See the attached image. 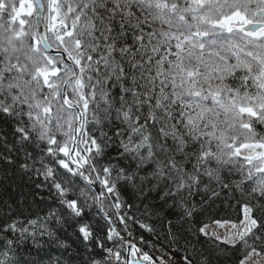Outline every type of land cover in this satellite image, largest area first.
I'll return each mask as SVG.
<instances>
[{
  "label": "clouds",
  "instance_id": "9594fccd",
  "mask_svg": "<svg viewBox=\"0 0 264 264\" xmlns=\"http://www.w3.org/2000/svg\"><path fill=\"white\" fill-rule=\"evenodd\" d=\"M42 3L0 22V264H231L200 227L241 207L264 264V0Z\"/></svg>",
  "mask_w": 264,
  "mask_h": 264
},
{
  "label": "snow or ice",
  "instance_id": "6c2138e0",
  "mask_svg": "<svg viewBox=\"0 0 264 264\" xmlns=\"http://www.w3.org/2000/svg\"><path fill=\"white\" fill-rule=\"evenodd\" d=\"M192 3L197 4L200 7L209 6L213 0H191ZM43 3L42 0H18V6L16 3L13 4V6L9 9L8 4L6 3V0H0V10H6L12 15L9 16V21L12 24V40L14 41L19 37V33H17L15 30L17 27H20L21 30L25 26V17H32L35 15L42 14L43 10ZM227 22L226 27L229 32L233 30V27H235L236 30L246 32L247 28L246 25L250 23V21L247 19L246 15H242L239 12L234 13L231 16L228 17H222L221 19L216 21V26H219L220 24ZM205 35H207L205 33ZM251 36L257 38V39H264V25L260 27V30L254 33H250ZM247 55V53L245 54ZM223 63L227 66L224 69H221L219 67L216 68L217 72L221 71H227L229 68H235L239 67L242 71L251 72V66L250 63H244V57L241 56L239 53L233 50V52L230 55H226L222 57ZM237 61V65L233 66L232 61ZM257 63H259V58H257ZM256 77L260 80H264V70H258L255 73ZM7 111V110H5ZM261 171H264L262 169ZM259 222L255 218L254 214H249L248 211L244 210V219L239 224H231L230 229L233 231L226 230V234L224 235L223 242L225 244H232L236 243L237 240L244 241L247 239L248 235L251 234L255 228L256 225ZM215 224L217 228L224 227L228 229V221L225 220L224 223H221L219 220H215ZM209 228L208 224H203L200 227L201 233H206V229ZM217 239H220V236L217 235ZM137 249L133 248V254ZM249 252H246L245 259L240 261V264H246V261L249 256ZM142 259L146 261H152V258L150 255H145L142 257Z\"/></svg>",
  "mask_w": 264,
  "mask_h": 264
},
{
  "label": "trees",
  "instance_id": "16d2710c",
  "mask_svg": "<svg viewBox=\"0 0 264 264\" xmlns=\"http://www.w3.org/2000/svg\"><path fill=\"white\" fill-rule=\"evenodd\" d=\"M6 3L8 4L9 9L13 6L14 3H16L18 6V0H6ZM10 15H12V13L5 11V10H0V22H2L4 20H9ZM27 18H29V17H25V19H27ZM0 131H2L4 134H6L9 138H12V134L14 132V129L10 123L5 125L4 122L2 120H0ZM242 210H243V208L241 207L238 211V218H236V219H230L229 216L222 209L211 210L209 212V215L214 220L206 221L205 223L209 224L211 222H215V220H219V221L227 220L228 222L240 221L242 218ZM202 237L205 239H211L214 243L219 244L221 248L229 250L232 253V255L230 257H228V259L231 261V264H240V261L245 258L246 252L243 250L242 245L240 243L225 244L224 242L217 240L216 238H214L212 236H204L202 234ZM256 250H257V252H261V248L258 246H256ZM155 251H157V250H155ZM166 251L169 252V256L174 255L170 250L166 249ZM248 251H251V249H249ZM262 254H264V253H262Z\"/></svg>",
  "mask_w": 264,
  "mask_h": 264
},
{
  "label": "rangeland",
  "instance_id": "374dc122",
  "mask_svg": "<svg viewBox=\"0 0 264 264\" xmlns=\"http://www.w3.org/2000/svg\"><path fill=\"white\" fill-rule=\"evenodd\" d=\"M243 219H244V211L242 210V218H241V220H240V221H237V222H228V229H226V228H224V227L217 228L215 222H211V223L208 224V225H209V232L207 233V236H212V237H214V238L217 239V235H218V233H225L226 230H228V231H233V232H234V230L230 229V225H231V224H239ZM220 222H221V223H224L225 221H220ZM202 234H203V233H202ZM217 240H220V241L223 242V240H224V235H221V236H220V239H217ZM244 259H245V258H244ZM244 259H243V260H244ZM154 264H155V263H154Z\"/></svg>",
  "mask_w": 264,
  "mask_h": 264
},
{
  "label": "water",
  "instance_id": "95a60500",
  "mask_svg": "<svg viewBox=\"0 0 264 264\" xmlns=\"http://www.w3.org/2000/svg\"><path fill=\"white\" fill-rule=\"evenodd\" d=\"M35 21H36V26H37V28H39V26H40V15H35Z\"/></svg>",
  "mask_w": 264,
  "mask_h": 264
},
{
  "label": "built area",
  "instance_id": "2783aa9c",
  "mask_svg": "<svg viewBox=\"0 0 264 264\" xmlns=\"http://www.w3.org/2000/svg\"><path fill=\"white\" fill-rule=\"evenodd\" d=\"M160 259H161V261H164V262H166V261L168 260V258H166V257L163 256V255H160Z\"/></svg>",
  "mask_w": 264,
  "mask_h": 264
}]
</instances>
